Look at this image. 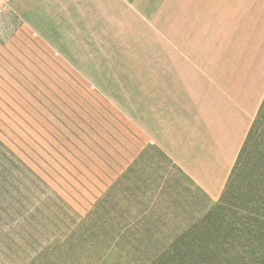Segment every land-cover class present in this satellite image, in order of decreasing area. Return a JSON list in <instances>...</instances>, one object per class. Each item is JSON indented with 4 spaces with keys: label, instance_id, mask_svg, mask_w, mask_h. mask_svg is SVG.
<instances>
[{
    "label": "rangeland",
    "instance_id": "obj_1",
    "mask_svg": "<svg viewBox=\"0 0 264 264\" xmlns=\"http://www.w3.org/2000/svg\"><path fill=\"white\" fill-rule=\"evenodd\" d=\"M4 7L0 264H18V250L50 242L69 225L75 255L66 257L74 264H175L158 260L175 249L206 264H264V106L213 214L219 222L196 232L206 239L130 240L111 251L97 237L99 211L75 228L71 213L55 204L76 198L71 189H88L92 173L118 163L114 150L126 135L175 122V40L188 38L178 2L4 0ZM44 193L62 196L52 201ZM39 230L47 232L43 239Z\"/></svg>",
    "mask_w": 264,
    "mask_h": 264
},
{
    "label": "crops",
    "instance_id": "obj_2",
    "mask_svg": "<svg viewBox=\"0 0 264 264\" xmlns=\"http://www.w3.org/2000/svg\"><path fill=\"white\" fill-rule=\"evenodd\" d=\"M176 2L187 15L188 38L175 40V122L126 135L114 150L118 163L92 173L88 189H71L76 198L44 193L71 213L75 228L99 211L97 237L111 251L125 241L206 239L196 232L219 222L213 214L264 101V0ZM73 227L50 242L39 230L41 245L18 250V264L76 263L66 257L75 255L67 246Z\"/></svg>",
    "mask_w": 264,
    "mask_h": 264
},
{
    "label": "trees",
    "instance_id": "obj_3",
    "mask_svg": "<svg viewBox=\"0 0 264 264\" xmlns=\"http://www.w3.org/2000/svg\"><path fill=\"white\" fill-rule=\"evenodd\" d=\"M263 106H264V101H263V103H262V105L260 107V110H259L256 118H258L259 113L262 112V107ZM255 124H256V119H255V121L252 124V127H251L250 132H249V134L247 136V139H246V141H245V143L243 145V148L241 150V153L239 154V157L237 159V162L235 164V167L233 169V172H232L231 177L229 179V182L227 184L226 190L229 187V183L231 181L232 176L234 175V172L238 169V167L242 166V163L244 162V159L245 158L242 159L243 156H244V151L246 150V146L248 144V141L251 140V136L254 133V128H255L254 126H255ZM226 190H225L224 194L226 193ZM162 258H164L165 259L164 261H167V262L168 261H172V260L175 259V264H206L203 261H200L199 259H197L196 257H193V255L187 254V253H185L183 251H178L177 249H175V251L174 252H171V253L170 252H167V251L164 252V254L158 260L159 261H162Z\"/></svg>",
    "mask_w": 264,
    "mask_h": 264
},
{
    "label": "built area",
    "instance_id": "obj_4",
    "mask_svg": "<svg viewBox=\"0 0 264 264\" xmlns=\"http://www.w3.org/2000/svg\"><path fill=\"white\" fill-rule=\"evenodd\" d=\"M4 8V0H0V11H3Z\"/></svg>",
    "mask_w": 264,
    "mask_h": 264
}]
</instances>
